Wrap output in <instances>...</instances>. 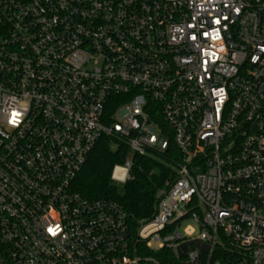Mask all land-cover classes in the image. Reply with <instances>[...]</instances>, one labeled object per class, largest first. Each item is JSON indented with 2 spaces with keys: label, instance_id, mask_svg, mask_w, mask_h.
<instances>
[{
  "label": "built area",
  "instance_id": "built-area-1",
  "mask_svg": "<svg viewBox=\"0 0 264 264\" xmlns=\"http://www.w3.org/2000/svg\"><path fill=\"white\" fill-rule=\"evenodd\" d=\"M103 135L175 172L136 228ZM0 264H264V0H0Z\"/></svg>",
  "mask_w": 264,
  "mask_h": 264
},
{
  "label": "trees",
  "instance_id": "trees-1",
  "mask_svg": "<svg viewBox=\"0 0 264 264\" xmlns=\"http://www.w3.org/2000/svg\"><path fill=\"white\" fill-rule=\"evenodd\" d=\"M116 101L117 98L110 100L106 108L105 118L108 120ZM129 157V147L123 140L103 135L74 181V189L89 200L117 201L128 214L130 224L136 228L141 221L152 217L159 190L167 187L175 172L164 154L133 155L132 178L118 186L111 179L113 168Z\"/></svg>",
  "mask_w": 264,
  "mask_h": 264
},
{
  "label": "water",
  "instance_id": "water-1",
  "mask_svg": "<svg viewBox=\"0 0 264 264\" xmlns=\"http://www.w3.org/2000/svg\"><path fill=\"white\" fill-rule=\"evenodd\" d=\"M191 243H192V244H197V245H199V242H198V241H193V242H191ZM186 245H187V244H184V245H182L181 248H180V254H181V256L184 254V249H185ZM199 246H200V245H199Z\"/></svg>",
  "mask_w": 264,
  "mask_h": 264
},
{
  "label": "clouds",
  "instance_id": "clouds-1",
  "mask_svg": "<svg viewBox=\"0 0 264 264\" xmlns=\"http://www.w3.org/2000/svg\"><path fill=\"white\" fill-rule=\"evenodd\" d=\"M121 179H123V177H121Z\"/></svg>",
  "mask_w": 264,
  "mask_h": 264
}]
</instances>
